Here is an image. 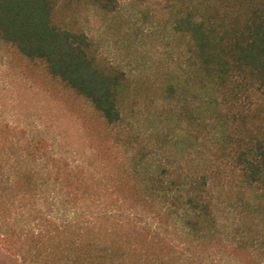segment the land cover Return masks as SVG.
Instances as JSON below:
<instances>
[{
  "label": "trees",
  "instance_id": "16d2710c",
  "mask_svg": "<svg viewBox=\"0 0 264 264\" xmlns=\"http://www.w3.org/2000/svg\"><path fill=\"white\" fill-rule=\"evenodd\" d=\"M88 2L111 12L119 0ZM189 2L176 24L185 64L155 85L58 23L57 0H0L5 65L72 110L100 162L18 125L5 81L9 264H264V0Z\"/></svg>",
  "mask_w": 264,
  "mask_h": 264
},
{
  "label": "rangeland",
  "instance_id": "374dc122",
  "mask_svg": "<svg viewBox=\"0 0 264 264\" xmlns=\"http://www.w3.org/2000/svg\"><path fill=\"white\" fill-rule=\"evenodd\" d=\"M190 6L189 0H119L116 10L107 12L88 0H57L55 19L72 30L86 32L100 58L122 68L132 81L159 85L178 75L185 64L190 41L176 24ZM4 56L0 50V113L7 81L11 84L9 96L15 100L8 110L16 115L18 125L51 137L64 157L98 167L88 133L72 110L22 81L18 72L5 65ZM0 264H9L1 244Z\"/></svg>",
  "mask_w": 264,
  "mask_h": 264
}]
</instances>
